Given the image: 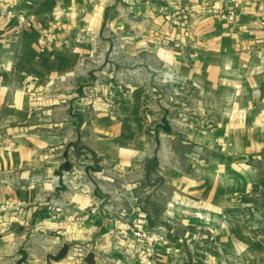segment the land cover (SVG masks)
Segmentation results:
<instances>
[{
  "label": "crops",
  "instance_id": "crops-1",
  "mask_svg": "<svg viewBox=\"0 0 264 264\" xmlns=\"http://www.w3.org/2000/svg\"><path fill=\"white\" fill-rule=\"evenodd\" d=\"M231 7L0 0V204H24L0 210V264H88L77 248L138 264V222L167 228L173 250L157 244L156 264H264V220L221 218L264 206V0L234 22L220 16ZM21 12L34 24L17 36ZM154 186L167 199L157 221Z\"/></svg>",
  "mask_w": 264,
  "mask_h": 264
},
{
  "label": "built area",
  "instance_id": "built-area-1",
  "mask_svg": "<svg viewBox=\"0 0 264 264\" xmlns=\"http://www.w3.org/2000/svg\"><path fill=\"white\" fill-rule=\"evenodd\" d=\"M148 1V0H147ZM246 0H232V7L227 12H222L220 16L229 21L234 22L236 20L237 9L242 5V3ZM167 20L172 21L175 24H180V20L173 16L170 13L165 15ZM34 24V19L31 17L29 13H18L17 15V29L16 33L19 36L24 29L31 27ZM56 32L54 30L48 31L44 36L40 38L41 44L47 46L49 43H52L56 39ZM116 52H118L116 50ZM3 83L0 80V88L2 87ZM15 146V140H10L6 143L5 148L11 149ZM24 206L23 202L18 200L17 202L8 201L3 204H0V210L3 211H11V210H20ZM192 214L200 219H203L205 222H212L213 217L204 212L201 208H192ZM252 217L257 218L258 223L254 224L253 226H259L260 221L264 220V206L258 208H252L251 211L242 212V210L238 209L236 211L225 212L222 214V219H250ZM130 237H134L138 242V249L135 255V260L138 264H156L155 262V249L156 245L160 243L167 244L166 250L172 251L173 246L168 244V235L166 231L162 230H150L147 229L143 223L138 222L132 228L130 233H128ZM88 253L86 248H77L75 250L74 257L79 256L80 258H84ZM118 264H129L125 261H118Z\"/></svg>",
  "mask_w": 264,
  "mask_h": 264
},
{
  "label": "rangeland",
  "instance_id": "rangeland-1",
  "mask_svg": "<svg viewBox=\"0 0 264 264\" xmlns=\"http://www.w3.org/2000/svg\"><path fill=\"white\" fill-rule=\"evenodd\" d=\"M155 69V68H154ZM134 75H138V76H141V77H143V78H146L147 76H148V73L145 71V70H139L138 72H136V73H133ZM163 74H165L166 75V72H165V70H156L155 71V79H156V81L157 82H160V80L159 79H161L162 78V75ZM124 85V84H123ZM160 91H162V89L166 92V94H169V95H171V96H178L179 97V95H175V94H173V91L169 88H158ZM108 95V94H107ZM171 100H173V99H171ZM174 102V101H173ZM107 103L109 104L110 102H109V99L107 100ZM174 104H179V103H175L174 102ZM153 124V121H152V119H148L147 120V123H146V125L150 128V125H152ZM111 173H113V171H111V170H109L108 171V174H111ZM152 183V182H151ZM154 183H152V184H148V185H153ZM107 189L108 190H112V188L115 186V184L113 183V182H108L107 184ZM150 186V187H151ZM143 187V186H142ZM155 187V186H154ZM114 189V188H113ZM155 190H157L156 191V194H155V199H154V201H155V206H154V209H153V205H152V210H153V212H154V214H153V218H154V220L155 221H157V220H159V218H160V212H162V210H163V208H164V204L166 205V201H167V199L165 198L166 196L165 195H163V192H162V190H160L157 186L155 187ZM143 191V190H142ZM166 208V207H165ZM253 218V217H252ZM255 219V218H254ZM253 220V219H252ZM263 221V220H262ZM160 223H162V220H161V222ZM261 225H262V223L261 224H259V226H256V227H254L253 225H252V228L253 229H260L261 228ZM167 229V228H166ZM166 229H164V228H162L161 230L162 231H166V232H168ZM77 257H79V256H77Z\"/></svg>",
  "mask_w": 264,
  "mask_h": 264
},
{
  "label": "water",
  "instance_id": "water-1",
  "mask_svg": "<svg viewBox=\"0 0 264 264\" xmlns=\"http://www.w3.org/2000/svg\"><path fill=\"white\" fill-rule=\"evenodd\" d=\"M56 175L58 176L59 181H58V184L55 188V194L58 195L62 191H65L67 189V184H66V180H65V175L62 171H57ZM68 250H69L68 246H63L61 251L57 255H53L52 257L55 260H60L68 254ZM85 260L88 264H95L96 263L95 252L89 251L87 253V255L85 256Z\"/></svg>",
  "mask_w": 264,
  "mask_h": 264
},
{
  "label": "trees",
  "instance_id": "trees-1",
  "mask_svg": "<svg viewBox=\"0 0 264 264\" xmlns=\"http://www.w3.org/2000/svg\"><path fill=\"white\" fill-rule=\"evenodd\" d=\"M154 163H155V161H154Z\"/></svg>",
  "mask_w": 264,
  "mask_h": 264
}]
</instances>
